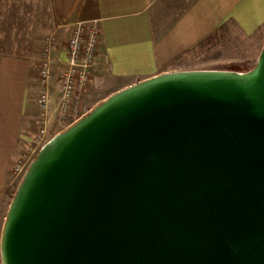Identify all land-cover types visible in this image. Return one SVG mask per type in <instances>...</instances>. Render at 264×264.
Segmentation results:
<instances>
[{
    "label": "water",
    "instance_id": "water-1",
    "mask_svg": "<svg viewBox=\"0 0 264 264\" xmlns=\"http://www.w3.org/2000/svg\"><path fill=\"white\" fill-rule=\"evenodd\" d=\"M0 264H264V41L245 71H167L53 135Z\"/></svg>",
    "mask_w": 264,
    "mask_h": 264
},
{
    "label": "crops",
    "instance_id": "crops-1",
    "mask_svg": "<svg viewBox=\"0 0 264 264\" xmlns=\"http://www.w3.org/2000/svg\"><path fill=\"white\" fill-rule=\"evenodd\" d=\"M56 28L70 29L77 21H95L99 29L91 82L83 96L104 100L138 81L167 72L186 50L232 20L243 37L264 40V0H49ZM40 49V47H39ZM37 48L25 55L0 56V224L11 201L12 165L37 128L35 99L40 84ZM54 74L66 60L55 52ZM178 70H184V68ZM174 71V70H172ZM58 84L50 83L54 102ZM87 111L92 107L86 106ZM48 123L53 135L64 126Z\"/></svg>",
    "mask_w": 264,
    "mask_h": 264
},
{
    "label": "rangeland",
    "instance_id": "rangeland-1",
    "mask_svg": "<svg viewBox=\"0 0 264 264\" xmlns=\"http://www.w3.org/2000/svg\"><path fill=\"white\" fill-rule=\"evenodd\" d=\"M72 28L73 26L70 29L56 28L49 0H0V56L25 55L34 47L37 48L36 55L39 59L43 42L48 36L56 35L62 43ZM233 32L234 36L230 34L219 36L216 42L213 41L195 49L190 55L180 58L178 63L168 66L166 70L184 68L245 71L249 69L253 66L264 40L259 41L256 37L246 39L235 28ZM100 102L99 99L89 97L85 107L89 105L93 108ZM56 124L55 119L51 121L50 126L53 127ZM52 136L53 132H48L47 137ZM26 152L25 148L21 154L22 157ZM36 154L29 157L31 161ZM21 179L16 177L11 169L8 186H10L12 197ZM2 224H0V230Z\"/></svg>",
    "mask_w": 264,
    "mask_h": 264
},
{
    "label": "built area",
    "instance_id": "built-area-1",
    "mask_svg": "<svg viewBox=\"0 0 264 264\" xmlns=\"http://www.w3.org/2000/svg\"><path fill=\"white\" fill-rule=\"evenodd\" d=\"M99 29L95 21H77L66 40L60 43L56 35L48 36L42 45L38 59V77L43 86L35 99L38 107L37 128L32 133L26 147V154L20 155L12 165L15 176L22 178L28 168L32 155L50 139L48 123L52 117L58 124L70 126L88 111L83 96L91 82L90 69L97 54ZM63 49L66 60L62 68L54 74L55 52ZM56 76L58 84L54 102L50 95V83ZM30 157V158H29Z\"/></svg>",
    "mask_w": 264,
    "mask_h": 264
},
{
    "label": "trees",
    "instance_id": "trees-1",
    "mask_svg": "<svg viewBox=\"0 0 264 264\" xmlns=\"http://www.w3.org/2000/svg\"><path fill=\"white\" fill-rule=\"evenodd\" d=\"M234 24L232 20H228L226 22H224L219 28H217L214 32H212L211 34H209L208 36H206L203 40H201L200 42H198L195 46L189 48L188 50H186L184 52V54H182L180 57L186 56V55H190L192 53V51H194L195 49L202 47L205 44H210L213 41H217L218 37L225 35V34H230L232 36H234ZM238 32V31H237ZM246 39H252L253 36H246Z\"/></svg>",
    "mask_w": 264,
    "mask_h": 264
}]
</instances>
